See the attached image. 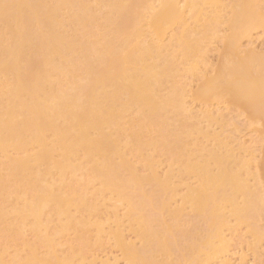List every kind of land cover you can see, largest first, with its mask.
Returning <instances> with one entry per match:
<instances>
[{"label":"bare ground","instance_id":"1","mask_svg":"<svg viewBox=\"0 0 264 264\" xmlns=\"http://www.w3.org/2000/svg\"><path fill=\"white\" fill-rule=\"evenodd\" d=\"M263 22L257 0H0V264H231L241 226L258 252L264 145L254 163L187 99L264 140V52L242 47Z\"/></svg>","mask_w":264,"mask_h":264},{"label":"rangeland","instance_id":"2","mask_svg":"<svg viewBox=\"0 0 264 264\" xmlns=\"http://www.w3.org/2000/svg\"><path fill=\"white\" fill-rule=\"evenodd\" d=\"M258 2H259V4H260V6H261V13H262V16H264V0H257ZM261 3H262V5H261ZM229 11V10H228ZM224 13H226V12H223V14ZM228 14V12L226 13V18H227V15ZM226 25V26H225ZM176 26V27H175ZM171 30H168L167 31V33H168V36L172 33V31H175V29L177 28V25H175ZM225 26V27H224ZM227 27V28H226ZM228 26H227V24H223L222 26H221V28L220 29H218V31H219V33H218V38L219 39H216L217 38V36H216V38H214L215 40H208L210 43H209V45H208V41L206 42V44H207V47H208V52L209 53H207V55H206V57L207 58H205V62H202V65H201V63H199V64H197V66L195 65V67H196V75L195 76H189L190 78H188L186 75H183L184 76V78H183V76H182V78H181V80L183 81V80H185V84L186 85H188L189 87H188V90H190V89H192V90H190V91H194V90H196L197 89V86L199 85V84H201V82H202V78H200L203 74H205V73H207V74H212L213 75V71L216 69V67L218 66L217 65V63H219L220 62V54H221V52H223V42H222V37L224 36V35H226L227 33H228ZM223 35V36H222ZM167 36V37H168ZM221 37V38H220ZM253 41H252V40ZM213 41V42H212ZM251 41V43H249V42ZM249 43V44H248ZM255 43V44H254ZM250 47H249V46ZM251 45H252V47H254L255 46V49L257 50V52H264V22H263V24L257 29V30H254L252 33H251V38H245V40L243 39V41H242V47H243V50L244 49H248V48H251ZM248 46V47H247ZM257 46V47H256ZM209 48H210V50H209ZM219 60V61H218ZM205 63V64H204ZM199 65V66H198ZM205 67H204V66ZM216 65V66H215ZM207 67V68H206ZM211 68V70H207V69H210ZM213 68V69H212ZM204 69H206V70H204ZM213 70V71H212ZM204 71H206V72H204ZM207 71H209V72H207ZM211 71L213 72V73H211ZM204 72V73H203ZM198 73V74H197ZM201 73H203L202 75H200ZM200 76V77H198V78H196V76ZM209 75V76H210ZM185 76H186V79H185ZM189 80H188V79ZM191 78H193L194 80H192ZM187 80V81H186ZM197 80V81H196ZM192 81V82H191ZM191 84H190V83ZM190 84V85H189ZM187 102H188V104L190 105H192L191 107L192 108H194V109H197L198 110V108H202V106L203 107H206V108H209V109H211V110H216V109H218V107L219 108H222L221 110L224 112V115L226 116V122H227V126H228V124L230 123H232L231 124V127H232V129H231V127H230V125L228 126V127H226V125L224 126V128L226 127V132L227 131H229L230 133H228V134H232V130H233V128H234V130H233V134L232 135H228V136H233L234 138H236L237 140H240L241 142H242V140H243V142L245 143V145H246V147H250V149H254L253 151L254 152H252V150L250 151V149H249V151L247 150V152H246V154H245V152H241V155L242 156H244V154H245V157H247V158H251V157H249V154L250 153H254V163H255V161L256 162H258L259 160H260V158H261V153H262V146L264 145V140H261L262 138H260V133H255V130L257 129V128H260V126H258L257 124L255 125V124H250L249 123V121H248V118L245 116V115H243L242 113H239L240 112V110H238L236 107H235V109H234V106H232V105H226L224 102V104L223 103H221V102H219V103H217L218 101H212V102H208L206 105L207 106H205V105H203V104H200V102H197V101H195V100H193V98L191 97V96H189L188 97V99H187ZM214 102V103H213ZM222 105H221V104ZM218 105V106H217ZM201 106V107H200ZM209 106H211V107H209ZM226 106V107H225ZM224 107V108H223ZM239 114H241V116L239 115ZM229 115V116H228ZM233 117V118H232ZM234 117H235V121H233V119H234ZM238 119H237V118ZM232 118V119H231ZM230 120V121H229ZM229 122V123H228ZM247 123V124H246ZM218 125L220 126V124H217V126H216V124H215V126L216 127H214L213 126V128L214 129H218L219 127H218ZM245 125V126H244ZM252 125V126H251ZM249 126V127H248ZM230 127V128H229ZM238 127V128H237ZM212 128V129H213ZM229 130H228V129ZM240 128V129H239ZM244 131H243V130ZM253 129V130H252ZM234 131H236V135H235V132ZM242 131V132H241ZM253 134H254V136H253ZM239 139H238V138ZM253 137V138H252ZM259 137V138H258ZM255 138V139H254ZM258 138V139H257ZM251 140V141H250ZM255 140V141H254ZM254 142V143H253ZM206 143H208V142H206ZM212 143H211V141L209 142V145H211ZM253 144H255V147H254V145ZM251 145V146H250ZM253 146V147H252ZM248 147V148H249ZM259 150V151H258ZM261 152V153H260ZM256 155V156H255ZM161 160V159H160ZM163 160V163H164V165L163 166H165L166 167V163L164 162V159H162ZM140 167V166H139ZM165 167H162L161 166V168H159V171L161 172V173H164V169H166ZM254 167V166H253ZM255 168V167H254ZM253 168V169H254ZM163 172H162V171ZM254 171V170H253ZM191 181H190V180ZM188 180H189V182H191V183H195V180L194 179H191V178H189ZM121 208H123V207H121ZM123 211H124V208L123 209H121L120 210V212H122L123 213ZM121 213V214H122ZM263 215V216H262ZM262 215H261V218H260V220H257V222L258 221H261V222H259L258 223V225L262 228V229H264V213H262ZM232 222H233V220H232ZM235 223V222H234ZM234 223L232 224V225H234ZM239 230H236V232L233 234V233H231V232H228V231H225V234H226V239H228L229 240V245H230V243H231V245L229 246V252H227L228 254H227V256H228V258L230 259V260H232L231 261V264H239V263H241L242 261H241V257H245V259L247 260L246 262L247 263H249V264H258V261H259V263L262 261V259L264 260V239H262L261 241H259L260 242V244H259V242H258V248L256 249V251H258V252H253L252 250H250L249 249V246H248V244L251 242L252 243V241H250V240H252L253 238L251 237V235L248 233V228H247V230H246V226H241V228L239 227L238 228ZM241 229V230H240ZM239 231V232H238ZM264 231V230H263ZM247 232V233H246ZM126 233H127V235H128V237H129V239H132V241H133V239H135L134 237H132L131 236V234H129L127 231H126ZM237 233V234H236ZM232 235V236H231ZM234 235V236H233ZM238 235V236H237ZM248 235V236H247ZM232 238V239H231ZM245 238H247V240L245 239ZM250 239V240H249ZM108 241V239L105 237L104 239H103V246L101 247V249L100 248H98V249H96L95 251H96V254H97V256H98V258H106L107 256H109V257H113V256H119L121 253L119 252V251H117L116 250V248L114 249L113 247H112V242H107ZM244 241V242H243ZM110 243V244H109ZM107 245V246H106ZM103 248V249H102ZM105 248V249H104ZM112 250V251H111ZM111 251V252H110ZM105 252V253H104ZM104 253V254H103ZM107 253V254H106ZM112 253V254H111ZM231 253V254H230ZM258 254H260V255H258ZM261 254H262V256H261ZM93 255V254H92ZM92 255H90V257H92ZM106 255V256H105ZM230 255V256H229ZM254 255H255V257H254ZM258 257H260V259L258 260V258H257V256ZM232 256V257H231ZM241 256V257H240ZM119 257H121V256H119ZM262 258V259H261ZM255 260V261H254ZM249 261V262H248ZM121 264H123V262H121ZM214 264H219L218 262H215Z\"/></svg>","mask_w":264,"mask_h":264}]
</instances>
